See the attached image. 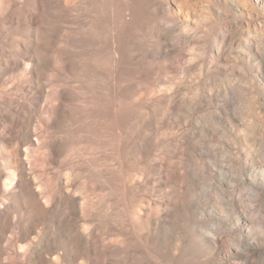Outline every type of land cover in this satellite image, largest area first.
Segmentation results:
<instances>
[{"label": "rangeland", "instance_id": "374dc122", "mask_svg": "<svg viewBox=\"0 0 264 264\" xmlns=\"http://www.w3.org/2000/svg\"><path fill=\"white\" fill-rule=\"evenodd\" d=\"M0 264H264V0H0Z\"/></svg>", "mask_w": 264, "mask_h": 264}]
</instances>
